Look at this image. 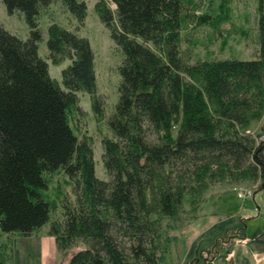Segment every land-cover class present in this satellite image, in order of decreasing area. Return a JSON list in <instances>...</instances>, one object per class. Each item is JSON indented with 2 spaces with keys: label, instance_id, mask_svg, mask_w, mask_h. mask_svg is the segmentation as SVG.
<instances>
[{
  "label": "trees",
  "instance_id": "1",
  "mask_svg": "<svg viewBox=\"0 0 264 264\" xmlns=\"http://www.w3.org/2000/svg\"><path fill=\"white\" fill-rule=\"evenodd\" d=\"M2 1L9 14L24 15L29 36L0 25V234L30 237L51 223L59 250L79 245L67 264H162L164 219L185 213L218 182L264 188V128L251 129L264 115V0H255L260 54L245 60L195 54L185 24L219 28L222 21L197 14L196 0H109L114 10L100 2L97 13L123 54L108 116L85 37L48 26L47 58L70 61L63 88L38 51L40 16L61 2L84 25L86 3ZM78 93L90 94L104 122L107 180L95 174ZM60 169L72 192L52 220L57 205L42 192Z\"/></svg>",
  "mask_w": 264,
  "mask_h": 264
},
{
  "label": "rangeland",
  "instance_id": "2",
  "mask_svg": "<svg viewBox=\"0 0 264 264\" xmlns=\"http://www.w3.org/2000/svg\"><path fill=\"white\" fill-rule=\"evenodd\" d=\"M81 1L87 5L84 25H79L61 2L55 3L40 16L42 40L38 51L48 63L50 77L63 88L62 71L70 61L54 64L47 58L48 26L57 23L85 37L94 53L96 94L103 100L101 110L108 116L107 106L111 111L118 98L120 78L117 68L123 54L97 13V5L108 2L113 10L115 5L109 0ZM195 4L198 5L195 12L207 13L212 22H216L214 24L222 18L219 28L213 27V24L199 27L189 22L185 24L182 35L189 34L195 38V54L203 58L236 57L243 60L260 54L255 0H196ZM0 25L21 39L29 36L24 15L9 14L2 0ZM78 97L79 105L86 114L82 133H88L94 140L95 174L107 180L102 162L101 139L106 133L104 122L96 118L90 94L78 93ZM262 128L264 115L251 126L258 133ZM228 182L209 186L197 203L186 204L185 213L164 219L168 242L162 264H264V188L259 187L261 181L257 184ZM71 192L72 183L64 170L56 171L51 176L49 188L42 192L46 200L57 205L52 220L60 217L63 198ZM50 228L51 223H48L30 237L18 233L0 234V259H7V264H67L80 249L79 245L59 250L55 236L50 235Z\"/></svg>",
  "mask_w": 264,
  "mask_h": 264
},
{
  "label": "built area",
  "instance_id": "3",
  "mask_svg": "<svg viewBox=\"0 0 264 264\" xmlns=\"http://www.w3.org/2000/svg\"><path fill=\"white\" fill-rule=\"evenodd\" d=\"M242 194V196L244 195L243 193H241Z\"/></svg>",
  "mask_w": 264,
  "mask_h": 264
}]
</instances>
